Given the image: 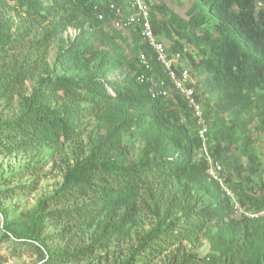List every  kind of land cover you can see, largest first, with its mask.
I'll use <instances>...</instances> for the list:
<instances>
[{"label":"trees","instance_id":"1","mask_svg":"<svg viewBox=\"0 0 264 264\" xmlns=\"http://www.w3.org/2000/svg\"><path fill=\"white\" fill-rule=\"evenodd\" d=\"M112 1L123 2L0 0V52H4L0 68L5 77L0 106L2 101L10 104L27 79L38 77L32 92L21 100L18 115L0 122V156L72 141L84 136L93 121L96 132L87 155L65 167L60 186L43 200L42 214L26 225L17 224L0 208V264L6 259L2 252L9 248L8 241L10 246H36L44 260L41 264L92 258L106 233L134 217L139 197L160 201L150 206L152 228L125 259L114 264H154L158 259L164 264H264V217L234 213L232 197L207 171L209 161L196 119L183 97L173 91L169 98L153 99L137 80L140 53L150 56L153 51L141 43L137 29H126L137 56L136 62L129 59L123 45L129 37L113 26ZM169 14L171 21L166 22L151 11L155 34L170 42V55L187 57L207 75L200 86L194 84L201 91L209 123L215 117L207 150L213 160L228 167L225 186L238 202L249 210H262L264 195L255 196L245 188L256 172L257 155L247 146L250 136L241 138L247 139L241 150L248 160L244 165L229 154L223 136L227 120L241 127L244 121L236 115L251 108L264 132V0H194L189 20ZM69 26L78 33L59 47L53 65L42 72L34 53L56 39L64 42L61 36ZM184 42L193 45L200 57L197 63ZM32 62L38 65L32 67ZM152 63L164 77L162 68L155 60ZM110 71L121 74V79L109 78ZM18 173L4 182L13 183ZM37 188L33 181L3 193L30 194ZM59 205L68 207L56 208ZM104 209L111 217L106 228L93 243L74 252L52 247L47 237L41 238L43 217L84 228ZM120 209L125 210L121 215ZM66 230L63 226L55 237L64 238ZM204 241L211 243L207 255L193 250Z\"/></svg>","mask_w":264,"mask_h":264},{"label":"rangeland","instance_id":"2","mask_svg":"<svg viewBox=\"0 0 264 264\" xmlns=\"http://www.w3.org/2000/svg\"><path fill=\"white\" fill-rule=\"evenodd\" d=\"M151 11L155 13L157 19L164 20L166 22L171 21L169 13H175L181 16L185 21L189 20L192 16L194 7V0H146ZM261 6V5H260ZM124 37H129L128 42L124 43L125 51L129 59H134L136 62V55L132 53L131 49L133 41L131 38V32L122 29ZM78 30L74 26H69L68 29L62 34L64 42H60L59 39L54 40L45 50H42L39 54L34 53L37 63H39L40 70L43 72L49 69L57 55L59 47L62 44H66ZM176 38V36L174 35ZM163 41L170 46V42L163 38ZM186 51L194 56L196 63L200 60L193 45L184 42ZM21 51L16 54L20 56ZM4 52H0V57ZM14 53H10L9 56H13ZM179 61L183 62L193 72L192 80L198 86L206 79L205 73H200L196 68V64H191L190 59L183 57L180 54H176ZM6 56L7 61L11 59ZM32 62V67H36L38 64ZM122 75L113 71L108 73V77L114 80L121 79ZM3 69L0 68V83L4 81ZM38 77L29 78L25 81L24 86L15 94L14 100L8 104L7 101H2L0 106V122L3 120H11L18 115L19 105L21 100L28 96L33 88L37 84ZM109 89L112 91L111 87ZM108 89V90H109ZM204 89V88H203ZM199 96L202 98L201 91L198 89ZM1 94V90H0ZM209 97H212L210 94ZM227 119H230L228 114L224 113ZM211 126L213 129L214 116H211ZM236 119L244 121V124L239 127L232 125V121L227 120V126L224 131L223 145L230 148L229 154L238 163L241 159L242 165L247 164V158L242 157L241 150L247 139H241L243 136L249 135L251 143L248 144L249 148L257 155L256 160V172L252 176V181L245 183L247 191L253 193L255 196L264 195V132L261 130L259 124V117H257L256 111L251 108L245 110L241 115H236ZM95 124L94 121L86 127L85 134L82 137L74 139L72 141L62 143L59 145H37L33 147H27L16 151L11 155L0 156V208L5 210L17 224H28L34 216L42 214L39 212L41 204L46 197L51 196L60 186L62 181L63 171L66 166L74 164V162L87 155L91 147L92 141L95 137ZM214 144V142H211ZM198 155L196 158H199ZM221 163L224 167L223 175L229 174L228 167L220 160H214ZM34 167L36 170L32 168ZM31 168V169H30ZM19 172V178L13 183H5L4 181L13 173ZM37 181L38 188L26 194L20 192L15 196H7L5 190L10 187H16L21 184ZM233 193V192H232ZM234 194V193H233ZM235 196V195H234ZM159 200L154 198L139 197L137 199V208L133 218L127 223H120L115 226L113 230H110L97 242V253L94 257L80 260L66 262L65 264H114L125 259L126 255L130 251L131 247L138 242L140 236L147 233L153 224V208L150 206H158ZM53 206L51 209L55 208ZM68 207L66 205H59L56 208ZM244 207V206H243ZM246 208V207H244ZM248 209V208H247ZM124 209L118 211L119 215L124 213ZM47 212V210H45ZM3 214L0 212V239L2 238V221ZM44 215V214H43ZM111 217L107 213V210L101 211L89 225L85 227H70L69 224L51 222L48 217H43L44 227L42 231V239L47 237V241L51 243L52 247L68 250L69 252L76 251L79 247L87 246L93 243L98 235L106 228ZM119 219V217L114 218ZM72 225V224H71ZM67 229L66 236L55 237L59 231L63 228ZM9 248L4 250L2 254L6 257L2 264H41L44 260L39 254L38 249L33 244H15L10 246L11 242L8 241ZM211 243L204 241L203 246L193 249L202 255H207L210 251ZM154 264H164L163 259H158Z\"/></svg>","mask_w":264,"mask_h":264},{"label":"built area","instance_id":"3","mask_svg":"<svg viewBox=\"0 0 264 264\" xmlns=\"http://www.w3.org/2000/svg\"><path fill=\"white\" fill-rule=\"evenodd\" d=\"M110 10L114 14L113 26L115 28L137 29L141 43H146L153 51L150 56L141 52L138 58L140 72L137 74V80L147 86L150 96L153 99L169 98L172 92L176 91L191 109L193 117L196 119L198 135L203 141L204 152L209 161L207 171L220 182L227 194L232 197L234 213L250 218L264 217V209L256 211L244 208L232 191L225 186L224 168L221 163L211 158L206 147L210 123L205 116L204 105L194 86L196 83L192 80L193 72L183 62L179 61L177 55H170L165 42L155 34L151 21V9L146 0H123L122 3L112 1ZM99 18H102V15ZM153 60L165 72L164 77L157 74L152 63Z\"/></svg>","mask_w":264,"mask_h":264}]
</instances>
